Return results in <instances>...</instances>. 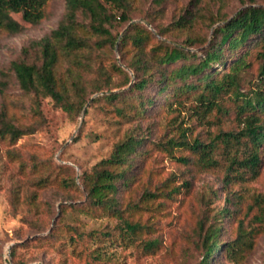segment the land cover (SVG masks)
<instances>
[{
    "label": "rangeland",
    "instance_id": "obj_1",
    "mask_svg": "<svg viewBox=\"0 0 264 264\" xmlns=\"http://www.w3.org/2000/svg\"><path fill=\"white\" fill-rule=\"evenodd\" d=\"M67 1L48 0L46 18L36 26L15 34L0 33V113L6 108L7 117L31 123L36 120L35 110L42 112V123L34 133L14 142L0 138V264H86L93 261L96 251L101 253L99 264H196L202 258L201 253L187 244L185 236L194 233L193 228L205 212L210 213L208 223H212V214L228 205L229 191L235 195L234 200L241 201L242 212L231 223L219 218L222 240L228 242L237 235L240 218H244L247 229L261 228L254 216L264 204L254 198L264 196V146L258 172L248 171L247 178H234L228 187L224 183L223 167L196 171L191 164L178 160L180 156H189V149L174 145L170 150L166 148L171 145L169 140L184 138V132L191 141L199 137L208 142L220 130L238 129L234 111L228 114L205 111L191 95L170 108L154 105L146 117L131 120L118 114L114 109L116 102L102 98L108 91L91 92L98 82L106 87L108 78H112L110 83L114 87L125 83L123 74L112 68L115 60L135 79L119 47V40L133 22L145 24L154 32L149 47L158 39L176 40L172 35L161 36L158 28L179 18L192 0H131L132 19L117 20L110 28L114 35L118 34L116 47L98 50L108 72L102 73L99 63H94L93 71L85 74L87 103L80 113L65 111L50 97L25 93L12 68L13 61L21 57L35 59V51L26 55L25 47L58 27L67 11ZM253 3L264 5V0H201L200 15L193 23L191 37L198 44L204 38H211L216 26L212 27L211 23L230 18ZM107 6L117 15L122 12L113 4ZM195 49L200 51L201 47ZM131 132L148 136L151 148L155 142L165 144L152 149L128 187H120L118 197L123 210L145 189H154L172 175L176 184L190 181V188H183L178 198L168 201L171 212L157 218L164 244L154 255L145 253L124 234L119 215L89 209L83 184L85 172L108 158L116 143ZM123 213L129 216L132 210ZM254 241L242 260H230L218 252L214 263L264 264V230Z\"/></svg>",
    "mask_w": 264,
    "mask_h": 264
},
{
    "label": "trees",
    "instance_id": "obj_2",
    "mask_svg": "<svg viewBox=\"0 0 264 264\" xmlns=\"http://www.w3.org/2000/svg\"><path fill=\"white\" fill-rule=\"evenodd\" d=\"M200 2L192 0L179 18L158 28L161 36L172 35L176 40L158 39L149 47L154 32L145 24L133 22L119 40V47L135 79L115 60L112 68L123 74L125 83L114 87L110 83L112 78H108L106 87L98 82L91 92L108 91L102 98L116 102L114 109L118 114L131 120L146 117L154 105L170 108L191 95L205 111L217 110L221 114L234 111L238 129L220 130L208 142L199 137L191 141L184 132V138L171 139L168 141L171 145L166 147L189 149L191 154L178 160L191 164L196 171L223 167L224 183L228 187L234 178H247L248 171L256 174L263 161L264 5L253 3L230 18L214 21L212 37L198 44L190 32L200 15ZM47 4L48 0H0V33L15 34L36 26L46 18ZM108 4L122 12L119 15L111 12ZM131 8V0H68L58 27L25 47L26 55L35 51V59L21 57L13 61L20 88L39 98H52L67 112L80 113L87 103L85 74L93 71L94 63H99L102 73L108 72L98 50L116 47L118 34L114 35L110 28L117 20L130 21ZM183 35L186 38L178 40ZM196 47H201L200 51ZM115 88L118 90L114 91ZM34 115L36 120L31 123L16 122L7 117L4 108L0 113V138L14 142L34 133L42 123L41 110H35ZM160 144L165 143L155 142L153 148ZM153 148L145 134L128 133L116 143L108 158L83 176L89 209L119 215L124 234L152 255L161 251L164 244L157 226L158 216L171 212L168 201L178 198L183 188H190L188 179L176 184L172 175L154 189H145L126 208L132 214L124 215L126 209L123 210L118 197L120 187L126 188L136 179L139 165ZM213 193H217L215 189ZM234 196L229 191L228 205L212 214V223H208L210 213L205 212L193 228L194 233L185 236L187 244L201 253L202 258L196 264H215L218 252L219 256L240 261L252 249L255 236L264 230L263 206L254 216L261 228L247 229L244 218H240L237 235L228 242L222 240L219 218L231 223L242 212L241 201L234 200ZM254 199L264 204V196ZM100 260L101 253L96 251L93 261L86 264H99Z\"/></svg>",
    "mask_w": 264,
    "mask_h": 264
}]
</instances>
